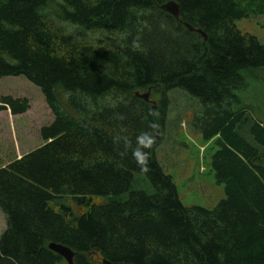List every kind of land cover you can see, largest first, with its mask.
<instances>
[{
	"label": "trees",
	"instance_id": "1",
	"mask_svg": "<svg viewBox=\"0 0 264 264\" xmlns=\"http://www.w3.org/2000/svg\"><path fill=\"white\" fill-rule=\"evenodd\" d=\"M252 16L264 0H0V79L25 77L54 115L42 146L0 168V264H67L51 244L75 264H264V109L239 96L264 73V44L236 24ZM175 90L200 101L195 124L218 146L214 209L185 206L157 158ZM29 109L0 98V112ZM142 132L148 173L132 156Z\"/></svg>",
	"mask_w": 264,
	"mask_h": 264
},
{
	"label": "rangeland",
	"instance_id": "2",
	"mask_svg": "<svg viewBox=\"0 0 264 264\" xmlns=\"http://www.w3.org/2000/svg\"><path fill=\"white\" fill-rule=\"evenodd\" d=\"M236 24L243 33L257 37L264 44V16H252ZM65 27L74 34L78 31L76 27ZM258 74L259 79H249V88L239 96L255 108L256 101H262L260 106L264 109V73ZM6 96L27 99L30 109L17 116L10 110L0 112V168L42 146L41 129L54 121L40 88L25 77L1 78L0 98ZM166 96L169 101L168 119L165 133L157 138L160 142L158 161L165 172L173 177L185 206L214 209L226 198V193L225 185L217 182L211 168L212 154L218 149L216 141H206L195 124L196 117L202 112V105L197 98L184 91L175 90ZM160 98L161 94L158 93L152 100L156 103ZM103 202L105 197L94 199V204ZM68 204L77 214L88 211V207L76 209L72 202ZM6 228V216L0 209V237Z\"/></svg>",
	"mask_w": 264,
	"mask_h": 264
},
{
	"label": "clouds",
	"instance_id": "3",
	"mask_svg": "<svg viewBox=\"0 0 264 264\" xmlns=\"http://www.w3.org/2000/svg\"><path fill=\"white\" fill-rule=\"evenodd\" d=\"M118 118L122 120L125 117L121 115ZM149 126L153 129L157 127L156 124H150ZM115 139L117 143H119L120 140L123 139L126 148L130 144L126 137H116ZM155 143V136L149 132H142L136 137V147L132 151V156L136 160V163L139 165L141 173H148L150 171L148 167L150 153L144 151V149H151ZM124 154L126 155V152Z\"/></svg>",
	"mask_w": 264,
	"mask_h": 264
},
{
	"label": "water",
	"instance_id": "4",
	"mask_svg": "<svg viewBox=\"0 0 264 264\" xmlns=\"http://www.w3.org/2000/svg\"><path fill=\"white\" fill-rule=\"evenodd\" d=\"M163 9L168 13H170L171 15H173L176 19H179V14H180L179 5L176 2L174 1L168 2L163 6ZM186 27H188L191 31H197L201 33L205 37V39H207L206 34L202 33L200 30H195L188 24H186ZM136 96L140 97L141 99H144L145 101H150V92L144 94H140L137 92ZM152 103L156 104L155 102ZM49 247L50 249L60 254L62 257H64L67 264H75L74 262L75 253L71 249L57 244H51Z\"/></svg>",
	"mask_w": 264,
	"mask_h": 264
},
{
	"label": "crops",
	"instance_id": "5",
	"mask_svg": "<svg viewBox=\"0 0 264 264\" xmlns=\"http://www.w3.org/2000/svg\"><path fill=\"white\" fill-rule=\"evenodd\" d=\"M21 157H22V156H21ZM21 157H20V158H21ZM6 220H7V218H6ZM6 229H7V228H6Z\"/></svg>",
	"mask_w": 264,
	"mask_h": 264
}]
</instances>
